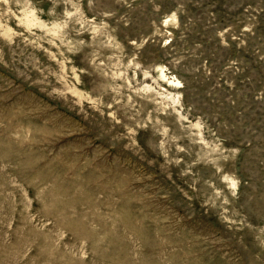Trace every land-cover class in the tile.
<instances>
[{
	"label": "rangeland",
	"instance_id": "1",
	"mask_svg": "<svg viewBox=\"0 0 264 264\" xmlns=\"http://www.w3.org/2000/svg\"><path fill=\"white\" fill-rule=\"evenodd\" d=\"M0 264H264V0H0Z\"/></svg>",
	"mask_w": 264,
	"mask_h": 264
}]
</instances>
